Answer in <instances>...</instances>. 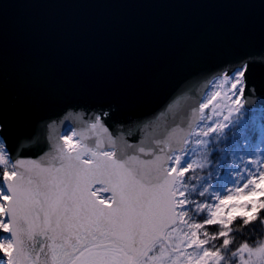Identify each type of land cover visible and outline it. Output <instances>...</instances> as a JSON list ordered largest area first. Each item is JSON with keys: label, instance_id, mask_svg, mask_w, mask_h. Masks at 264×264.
I'll return each mask as SVG.
<instances>
[{"label": "snow or ice", "instance_id": "obj_1", "mask_svg": "<svg viewBox=\"0 0 264 264\" xmlns=\"http://www.w3.org/2000/svg\"><path fill=\"white\" fill-rule=\"evenodd\" d=\"M252 60L264 57L222 69L194 107L182 110L176 96L144 122L142 136L114 135L106 110L88 119L69 112L62 131L57 121L43 126L48 151L24 159L8 143L15 121L0 119V264H264V239L235 241L249 225L264 226V151L244 134ZM228 132L253 156L235 169L232 187L213 190L201 177L198 190L187 174L207 166L202 153Z\"/></svg>", "mask_w": 264, "mask_h": 264}, {"label": "water", "instance_id": "obj_2", "mask_svg": "<svg viewBox=\"0 0 264 264\" xmlns=\"http://www.w3.org/2000/svg\"><path fill=\"white\" fill-rule=\"evenodd\" d=\"M249 57H264V0H0V119L15 121L8 143L24 159L48 151L43 126L62 131L69 112L106 110L114 135L142 136L176 96L196 106ZM250 68L246 105L264 106V61Z\"/></svg>", "mask_w": 264, "mask_h": 264}, {"label": "rangeland", "instance_id": "obj_3", "mask_svg": "<svg viewBox=\"0 0 264 264\" xmlns=\"http://www.w3.org/2000/svg\"><path fill=\"white\" fill-rule=\"evenodd\" d=\"M213 84L208 92H211L213 90ZM262 114H264V110H256L253 112L250 118L246 117V120L244 121L248 122L251 132L245 129L244 134L246 136H249V142L253 146H261V150L264 151V121L259 119ZM254 116L256 117V119L253 122L252 117ZM235 140L238 143L233 141L230 145L224 146L223 150L219 153L220 159L217 165L213 167L211 166L209 157L204 155V152L206 150L202 153V155L207 158L208 164L205 168L196 169L195 171L201 172L204 169L211 168L210 172L212 171V173L209 174V172H203L201 174L194 175L195 172H190L189 174H187L189 177H194L190 182L196 184L198 190H202L200 188V185L204 182L203 180L199 179L201 177L205 180H208L213 185V190H216L218 185H226L229 188L232 187L231 181L235 178L233 175L235 169L239 167V169L243 171L246 161L254 154V150H248V143L244 142L242 138L237 137L235 138ZM225 153H227L228 156L227 163L225 164V166L221 167V165L224 164L223 156ZM233 161H235V163H233ZM251 167L254 168L255 165H251ZM192 198L196 200L207 199V197L201 198L199 196H196L195 193H193ZM202 217L203 214H201V216L197 219H200ZM0 259L2 258L0 257Z\"/></svg>", "mask_w": 264, "mask_h": 264}, {"label": "trees", "instance_id": "obj_4", "mask_svg": "<svg viewBox=\"0 0 264 264\" xmlns=\"http://www.w3.org/2000/svg\"><path fill=\"white\" fill-rule=\"evenodd\" d=\"M261 218L264 219V212L261 213ZM240 226L241 222L239 219L233 222L232 227L239 228ZM209 232H216V230L209 226ZM253 237L257 240L264 239V226L260 225L259 222H256L254 226L249 225L247 228H244L242 233L235 234V241L237 245L244 240H248L251 243ZM217 244H219V241H217Z\"/></svg>", "mask_w": 264, "mask_h": 264}]
</instances>
